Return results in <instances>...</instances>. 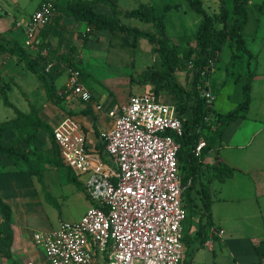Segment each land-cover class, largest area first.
Segmentation results:
<instances>
[{"label":"built area","instance_id":"obj_1","mask_svg":"<svg viewBox=\"0 0 264 264\" xmlns=\"http://www.w3.org/2000/svg\"><path fill=\"white\" fill-rule=\"evenodd\" d=\"M55 12L53 1L40 4L24 25L25 45L40 41L41 29ZM47 59L50 71L56 62ZM63 91L93 101L78 69L69 70ZM206 97L214 105L211 89ZM108 115L113 126L102 134L104 155L90 146L87 133L73 116H65L54 127L62 158L83 181L92 204L80 219L62 221L34 236L49 264H181L187 210L176 138L183 134V122L176 107L145 91L131 94L125 104L109 109ZM205 144L204 139L199 141L197 154ZM24 264L42 263L28 260Z\"/></svg>","mask_w":264,"mask_h":264},{"label":"trees","instance_id":"obj_2","mask_svg":"<svg viewBox=\"0 0 264 264\" xmlns=\"http://www.w3.org/2000/svg\"><path fill=\"white\" fill-rule=\"evenodd\" d=\"M51 1L56 6V12L47 26L61 27L59 21L63 16L84 22L89 27V31L80 34L84 46L87 44L90 34L103 30L131 36L134 39V45L139 39H146L153 45L152 51L159 57L160 63L156 62L155 70L144 72L140 76V80L145 84L152 85V92L160 99L163 90H166L170 96V100L167 102L173 103L176 107V113L183 122V134L176 137L180 143L178 163L184 186L183 205L187 214L188 210L198 208L201 224L203 220H206L204 226L211 228L213 199L211 187L202 181L203 170L210 168L213 176L220 181H225L234 175L236 169L220 161L214 164L205 163V158L212 150L221 145V139L227 126L236 119L246 117L252 102V82L256 72L253 69H248L242 87L243 98L233 110L227 113H217L214 105L208 103L206 92L211 89L215 94L212 74L226 45L232 44L231 47L233 46L235 49L236 58L247 56L248 67L256 58L244 37V30L250 20L248 9L250 0H233L232 11L226 5L225 0H219V10L214 13L207 10L203 0H187L191 8L201 15V21L193 36L195 46L186 49L172 42L165 22L166 12L173 9L179 10L181 7L179 3H165L163 6L165 12L160 13L154 4L143 3L137 8L124 11L119 7L118 0H68L66 3ZM97 4L107 5L110 13L98 9ZM122 17L137 18L144 23L152 24L154 30H146L124 23ZM75 50L76 47L71 46L70 53ZM0 52L8 57L19 56L23 60L24 66L42 82L48 99L56 106H61L67 95L64 91L59 92L55 85L56 72L60 66L58 62L50 71H47V55L40 52L32 57L26 46L6 42L1 32ZM52 54H55V51H52ZM55 56L59 62L65 60L69 69H78L81 79L85 78L84 72L73 62L69 53ZM178 71H186L188 86L179 83L176 76ZM0 91L3 93L5 103L14 106L5 91L2 88ZM40 132H45L48 136L51 153L49 155L35 145ZM201 139H204L206 144L197 154V145ZM97 150L104 155L105 143L102 142ZM0 154L10 158L16 165H24L28 173L36 176L40 181L44 176L41 163L47 162L63 168L67 171L68 179L81 188L89 198L83 183L65 164L55 139L53 126L40 115L38 108L34 105L30 107L29 112L16 109V116L0 121ZM198 184L201 185L200 189H198ZM196 199H199L200 203ZM0 213L2 216L0 254L9 258L10 264H24L13 258V212L11 205L1 195ZM254 248L260 259L263 260L264 237L254 244Z\"/></svg>","mask_w":264,"mask_h":264},{"label":"rangeland","instance_id":"obj_3","mask_svg":"<svg viewBox=\"0 0 264 264\" xmlns=\"http://www.w3.org/2000/svg\"><path fill=\"white\" fill-rule=\"evenodd\" d=\"M41 0H0L2 6V15L0 16V32L7 25L17 30L21 26L17 23L24 19V22L30 20V15L35 11ZM58 1L59 0H55ZM66 3V0H60ZM205 7L211 13L219 10V0H203ZM226 5L232 11L233 0H225ZM154 4L158 12L163 13L165 3H179V10L173 9L166 12L167 31L172 42L181 48L195 46L193 36L198 30L201 15L195 12L187 0H119V7L126 11L137 8L140 4ZM250 20L244 30V37L248 47L256 54L248 67L247 58L235 57L232 53L231 45H226L222 51L221 59L213 70V87L216 104V98L220 92L219 81L216 78L232 77L243 78L248 69L256 72V81L252 82L253 92L256 97L254 101L255 109L264 108V0H250L248 4ZM123 18V22L129 25L138 26L146 30H154L152 24L142 22L137 18ZM68 23V22H67ZM69 24V23H68ZM51 27V25H50ZM72 26H68L71 28ZM58 36L55 37L53 46L57 52L68 51L69 47L75 44V60L73 61L84 72V83L87 87H95L96 94L93 101L100 105H106L108 99L120 104L124 103L133 92H142L144 90H153L152 85L145 84L140 80V76L149 70L156 69V62L160 59L152 51L153 45L146 39L137 40L133 44V37L122 33L94 32L89 35L87 44L83 45V39L75 33L71 36L64 34L63 28L54 27ZM20 45L26 46L33 56L38 53V49L45 43L38 42L35 46L25 45L23 36L17 39ZM232 53V56H231ZM237 59L233 64L232 59ZM186 71L179 72L177 79L179 83L188 86ZM66 79V74H61L56 79L57 84L61 86ZM0 88L8 96L9 101L14 106L7 105L4 101L3 93L0 91V121L16 116V109L28 111L32 105L45 108L49 101L43 92V85L39 78L24 66L23 60L19 57H8L0 52ZM99 92V93H97ZM161 99L169 101L170 96L166 90H163ZM104 100V101H101ZM98 101V102H97ZM52 104V103H51ZM102 105V106H103ZM52 107L67 111L68 104L64 102L61 106ZM70 108V107H69ZM215 108V107H214ZM254 109V110H255ZM260 117H264L260 116ZM85 120V118H82ZM90 135V134H89ZM264 135V133H263ZM262 135V136H263ZM256 138L251 146L255 147L262 137ZM91 139L93 136L90 135ZM46 154L50 153V142L48 136L41 132L35 144ZM8 172V166L5 167ZM18 171H23L21 166H17ZM65 170V169H64ZM7 174V173H6ZM0 177V195L11 205L13 212V225L22 227L26 239L31 242V234L34 231H48L53 229L59 221H73L80 219L89 204L83 191L77 189V185L68 179L67 171L58 168H46L43 180L29 177L32 189L36 195H30L28 189L18 187L15 190L14 184L2 180L5 175ZM3 178V179H2ZM17 180V179H16ZM15 180V181H16ZM10 181L9 178L7 182ZM81 181V180H80ZM1 215V213H0ZM1 219V216H0ZM14 258L19 261H26L20 253H15ZM10 259L0 255V264H9Z\"/></svg>","mask_w":264,"mask_h":264},{"label":"crops","instance_id":"obj_4","mask_svg":"<svg viewBox=\"0 0 264 264\" xmlns=\"http://www.w3.org/2000/svg\"><path fill=\"white\" fill-rule=\"evenodd\" d=\"M67 1L68 0H66V2ZM41 2L42 0L39 2L37 8L40 6ZM59 2L61 1L59 0ZM97 8L110 13V9L107 5L97 4ZM21 22L23 25L17 30L12 26V24H10L7 25L3 31H1V35L6 42L16 44L18 43L17 39L19 36H23L24 40L26 39L24 27L26 22H24V19L21 20ZM59 23L61 27L53 25L51 27L45 26L41 29L39 42L43 44L45 43V45L38 49L37 54L42 52V54L45 55L47 52V58L59 63L60 66L56 72V79L59 75L64 73L66 74V79L61 86L57 84L55 79V85L57 90L62 92L67 82L70 69L65 60L59 62L55 55H65L69 53V55L72 56L71 59L74 61V53L77 49L73 53H70V48L71 46L76 47L75 44L77 42L75 41V44L71 45L68 51L57 52L53 43L58 34L56 30H53V28H63L65 30L64 34L67 36H71L75 33L77 36L81 37L80 34L89 31V27L84 22L76 21L74 18L68 16H63ZM68 26L72 27L68 28ZM106 31L107 30L99 32ZM232 48V53H235L233 46ZM52 51H55V54H52ZM37 54L33 56L31 54L30 55L34 57ZM245 57L247 58V56ZM236 61L237 59H232L233 64H235ZM179 72L183 71L176 72V76ZM216 79V81H219L221 89L216 98V104H214V107L217 113H227L230 110H233L238 103L241 102L243 98L242 87L246 78L227 76ZM256 79L257 78H255L254 81H256ZM81 80L84 83L85 79L83 78ZM88 88L92 91L93 96H98L96 94L95 87L92 86ZM253 90L254 89L252 87V102L246 117L232 121L227 126L222 136L221 145L212 150L205 158V163L214 164L220 161L235 168L236 171L232 177H229L225 181H220L212 175V169L204 168L202 181L209 184L211 187V195L213 199L211 205L212 227L209 228V226H204L206 220H203V225L201 224L200 210H198V208L195 207L192 210H188L183 226L185 251L181 264H264V259H260L254 248V244L264 237V117H260L264 114V108H262L263 110H259V108L255 109L254 99L256 94ZM145 91L149 90L146 89L142 92L133 93H143ZM43 92L47 96L44 86ZM65 94L67 96L64 102L70 107H68L67 111L61 108L58 110L54 109L52 107L54 103H52L48 97L47 99L49 101L44 105V109L36 106L35 104L34 106L38 108L40 115L48 121L53 128L65 116L69 115L76 118L87 133L90 146L96 149H98L102 144L103 132L108 131L113 126V121L108 115V110L125 104L130 97L129 96L124 103L120 104L114 102L112 99H108L106 101L107 104H102V108L98 109V104L94 103V101L86 102L78 96L68 93ZM29 111L30 109L26 112ZM82 118H85V120H82ZM89 134L93 136V139H91ZM39 135H41V132ZM259 135L263 136L257 145L255 147L251 146ZM7 166L9 168L8 172L5 170V167ZM17 166H21L23 171H18ZM41 168H43L44 173L46 168H58L65 171L63 168H59L54 164L47 162L41 163ZM4 173L7 174L4 179L2 178V182L6 185H8L7 183L12 185L14 184L16 191L18 187L26 188L28 189V191H26L27 193L34 196L36 195V191L32 189L29 182V177H37L30 175L24 165H16L10 160V158L0 154V177H2ZM8 178L10 181L7 182ZM78 179L81 180L80 178ZM81 182L83 183L82 180ZM200 188L201 185L198 184V189ZM77 189L82 191L79 187H77ZM87 199L90 207L92 202L88 197ZM196 200L200 203L199 199ZM1 221L2 216L0 222ZM62 221L64 220L59 221L53 229L56 228ZM201 225L204 228L203 230ZM13 227V258L15 253H17V255L20 253V256H24L26 261L33 260L42 264H49L43 245L34 236V234L38 231H34L31 234V242H29L25 237L22 227H17V225H13ZM221 230H224V232L221 233ZM15 260L19 261L18 259ZM20 262L25 263L24 261Z\"/></svg>","mask_w":264,"mask_h":264}]
</instances>
